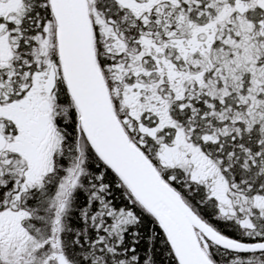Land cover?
<instances>
[{"label": "snow or ice", "instance_id": "snow-or-ice-1", "mask_svg": "<svg viewBox=\"0 0 264 264\" xmlns=\"http://www.w3.org/2000/svg\"><path fill=\"white\" fill-rule=\"evenodd\" d=\"M0 264H264V0H0Z\"/></svg>", "mask_w": 264, "mask_h": 264}]
</instances>
